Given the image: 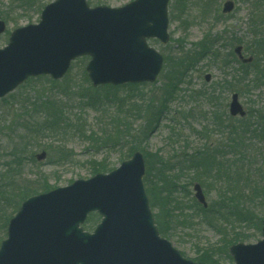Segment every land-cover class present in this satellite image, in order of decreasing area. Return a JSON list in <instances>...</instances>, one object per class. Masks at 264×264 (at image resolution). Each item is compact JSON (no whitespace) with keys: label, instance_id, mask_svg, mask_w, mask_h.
<instances>
[{"label":"rangeland","instance_id":"rangeland-1","mask_svg":"<svg viewBox=\"0 0 264 264\" xmlns=\"http://www.w3.org/2000/svg\"><path fill=\"white\" fill-rule=\"evenodd\" d=\"M30 1L37 3L28 4ZM52 1L54 0H28V2L0 0V16L6 23V31L0 35V48L6 45L13 29L37 23L42 8ZM85 1L90 7L98 5L120 7L132 0ZM225 1L169 0V41L164 44L155 38H149L148 45L163 57L172 58L181 50H193L202 37L209 35L214 40L218 39L212 53H218L219 56L217 59H212L209 54L205 55L187 69L184 78L168 99L164 114L159 117L155 126L153 124L147 126L146 122L150 120L149 112L161 102L163 97L166 72L169 70V65L166 63L163 64L154 82L114 85L116 89L102 85L98 86L101 90L99 88L95 92L88 89L97 88L91 85L85 71L89 58L78 57L72 61L70 68L61 79L52 80L48 75L30 77L1 97L0 183L3 184L1 178H7V171L13 168L9 153L16 142H24V140L40 142V145L28 149V159L24 169L19 175L10 179L14 183V192H21L20 189L24 188H34L37 190L36 194L42 192L41 186H49L52 189L68 185L75 179H87L94 175L95 169L101 168V164L106 170H112L123 160L129 159L133 153L124 143L113 149L101 147L96 150L88 142H140L144 151L149 154V160L145 161V169L148 168L152 176L167 173L173 180H170L174 185L171 186V190L176 201H171L168 214L164 212L159 218L167 227V234L164 237L187 259L194 260L202 249H208L217 264H235L228 251L229 245L226 240L230 237L227 236L233 237L238 231L239 237L243 238L238 242L254 243L261 238L262 220L258 225L257 219L260 215L264 218V209L256 208L249 202L244 203L245 197H240L237 201L226 198L227 194L230 195L234 190L243 191L246 179L264 186V46L257 45L258 36H252L256 29L255 25L264 22V0H259L260 3L256 7L258 10L254 9L252 4L254 0H232L235 4L234 10L222 14L221 7ZM259 27L258 30L261 32L258 33L264 38V23ZM237 44L247 46L245 50L247 53L243 49L245 56H248L249 52L251 56L261 52L257 55H261L260 57L256 56L255 64L247 67L251 72L247 82H238L239 78H236L237 82L231 79L236 75L238 65L226 55L229 51L232 52ZM221 57L229 58L231 65L224 66L229 60L222 61ZM256 68L258 71L262 69L263 72L259 75ZM205 74H210V81H205ZM223 79L233 82L232 89L225 93L219 86H222ZM216 86H219V90L217 89L214 95L217 96L218 93V97H223L222 107L219 106V102L209 103L199 95L201 90L213 91ZM80 89H82L81 95ZM232 92L238 94L239 101L246 110L244 118L231 117L228 114V103ZM45 101L58 105L62 110V122L58 127L47 129L42 127L38 130L39 133L28 136L22 125L31 122V108L35 105L31 102H36L35 107L41 108ZM224 111L227 115L225 120L224 114L222 115ZM217 114L221 115L217 117ZM42 117L43 115L39 118L35 117L34 120L43 121ZM114 118L121 120L122 127H119L120 124L116 121L114 124L118 128L114 129V125L109 123L113 122ZM220 118L224 121L218 126ZM125 122H128L130 136H122V132L126 130ZM41 124L47 125L46 122ZM78 127L85 129L87 133L82 135ZM144 128L146 135L142 133ZM229 129L234 131L232 136L228 133ZM118 131L122 132L118 133ZM88 134H92L97 140L86 139L85 136ZM253 137L257 141L253 140ZM51 142L53 147L64 146L69 150L71 154L69 159L55 163L56 152L45 147ZM225 142L263 143L258 148L245 145L239 147V151L217 156L219 163L211 167L212 170L206 174L205 187L202 186L206 201L210 205V211L203 212L193 196L192 186L195 182L201 184L198 178L204 177L184 170L183 160L193 150L205 148V145L214 153L220 150L217 147ZM257 149H260V152ZM42 150L46 152V156L38 161L35 155ZM156 152L162 160L160 163L152 157ZM171 165L178 167L179 170L166 171V173L161 170ZM248 185L251 186L250 183ZM226 190L229 192L226 193ZM216 202L220 205L217 206ZM249 206L252 208L247 209ZM237 209L249 211L245 213L249 218L240 222L235 215ZM15 212L9 209L10 216ZM155 212L156 210L153 209V215ZM99 219L100 217L98 220L92 219L93 228ZM5 236L6 229L3 235L0 233V238L3 239Z\"/></svg>","mask_w":264,"mask_h":264},{"label":"water","instance_id":"water-1","mask_svg":"<svg viewBox=\"0 0 264 264\" xmlns=\"http://www.w3.org/2000/svg\"><path fill=\"white\" fill-rule=\"evenodd\" d=\"M169 0H132L120 7L88 6L85 0H54L46 4L37 23L13 29L0 48V98L28 77L64 76L73 60L88 56L85 66L92 86L153 82L163 56L147 39L167 43ZM234 3L222 4V13ZM6 23L0 16V35ZM234 53L243 63L252 60ZM210 80V74L204 76ZM231 116L245 110L233 93ZM45 151L36 155L45 157ZM144 159L139 151L107 173L31 195L8 220L0 242V264H197L183 257L160 236L148 204L142 176ZM194 197L207 206L201 186ZM90 212L101 219L92 232L81 225ZM262 238L256 243L229 247L235 264H264Z\"/></svg>","mask_w":264,"mask_h":264},{"label":"trees","instance_id":"trees-1","mask_svg":"<svg viewBox=\"0 0 264 264\" xmlns=\"http://www.w3.org/2000/svg\"><path fill=\"white\" fill-rule=\"evenodd\" d=\"M25 2H28V0H25ZM36 4L37 1H30L28 2V4ZM259 0H254L252 2V4L254 5V9H256V7H258L259 5ZM258 10V9H256ZM264 22H261L259 24H256V29L253 31V37H257L258 36V40H257V45L258 46H264V38L262 36L259 35L258 29L260 28L259 26L262 25ZM217 40L212 39L209 35H205L204 37H202L200 39V41L198 42V45L193 49V50H188V51H183L181 50L178 54L173 55L172 58H168L167 56L164 57V63H166V65H169V70L166 72L167 76L165 78V83H164V94L163 97L161 98V102L157 104L156 107L153 108V110H151V112H149L151 114L150 116V120L147 121V126H149L150 124H153V126L156 125V123H158V119L160 116H162L166 110V105L168 103V99L173 95V91L175 90V88L177 87V85L182 81V79L185 76V73L187 71L188 68L192 67V65L197 62L199 59H201L202 57H204L205 55H210V58L212 59H217L219 54L217 53H212V51L216 48V43ZM247 46H243L244 51L247 49ZM247 53V51H245ZM251 52H249V56ZM258 54H261L258 53ZM256 53V56L258 55ZM229 56L231 58V61L235 62L238 65V68L236 69V75H234L231 79H234V82H237L238 80H236V78H239L238 82H247L248 81V76L250 75L251 72L248 71L247 67H249L250 65L255 64V59L256 56L253 54V61L249 64H242L240 63L235 55L233 54V52L229 51V53L226 55ZM261 55L257 56L260 57ZM85 58V57H82ZM222 58V57H221ZM229 60V58L223 57L222 61H226ZM227 62V61H226ZM232 62H229L225 65H231ZM260 66V65H259ZM256 71H258V69L256 68ZM263 70L259 69L258 74L260 75V73H262ZM252 81V80H251ZM231 81H228L226 79H223L221 81V85H219L221 87L220 90H222L224 93L226 91H229L230 89H232L231 87ZM108 87H110L111 89H116V86H112V85H107ZM128 86H136V85H128ZM218 86V87H219ZM217 86L213 89V91H200L199 95L203 96L209 103H215L219 102V106H224L222 104V96L218 97V93L217 96H215V91H217V89L219 90ZM101 90V87H97V88H88L89 90H94L95 92H97V90ZM103 88V87H102ZM81 90L80 89V95H81ZM44 105H41V108H36L35 105L37 104L36 102H31V104H35L32 105L31 108V113H30V123H24L22 125V128L26 130L27 135H33L34 133H39V129H41L43 127V129H47V128H52L53 126L58 127L60 125V122H62V110L58 107V105H56L53 102H49V101H45L43 102ZM39 104V103H38ZM34 106V107H33ZM217 109L219 110V108L217 107ZM144 112V111H143ZM224 114V115H223ZM43 115L42 118H44L43 121H35V117H38ZM219 115L221 114H217V117H219ZM222 115L224 116V120L227 117L225 111L222 112ZM122 117V116H120ZM119 117V118H120ZM114 118L113 122H109L111 124L114 125V129H117L118 126L115 125L114 123L116 122L117 124H120L121 122V118ZM41 119V118H40ZM221 118L218 120V126H221L222 122L224 121ZM46 122L47 125L45 124H41ZM155 123V124H154ZM132 124V123H130ZM45 126H48L45 128ZM124 126L126 128L125 131H118V133L122 132V136L123 135H127L130 136L131 132L129 131V125L128 122L124 123ZM147 126H145V128H147ZM119 127H122V123L119 125ZM37 128V130H36ZM145 128L143 129L142 133L144 135H146V131ZM260 129H262V126H260ZM119 130V129H118ZM248 132H251L250 130L246 129ZM78 131L82 132V135H85L87 133V131L85 129L79 128L78 127ZM234 131H231L229 129V135L232 136ZM90 133V132H89ZM202 133V132H201ZM28 135V136H29ZM252 135V133H251ZM26 137V135H25ZM21 139H24L23 137H19ZM31 138V137H30ZM86 139L89 140H97V138L92 137V134H88V136H85ZM233 138V137H232ZM264 138V135H263ZM235 139V138H234ZM253 140L257 141L254 137ZM121 143H124L125 146H127V149H129L130 152H134L136 150L140 151L144 158L145 161H148V155L145 151L144 148L142 146V144L140 142H88V144L91 147L96 148V150H99L101 147L102 148H108V149H113L119 145H121ZM246 143V144H245ZM263 142H225L224 144H222L221 146H218L217 149L220 150H216V152H218V154H216V152L212 153L213 150H209V147L207 145H205V148H200L197 150H193V152L191 154L188 155V157L186 159L183 160V165L184 166V170L187 171H192L193 173H198L199 176L204 177L202 178H198V180L201 182L202 186L205 187V179L206 174L210 172V170H212L211 167L215 166V164L218 165L219 161L217 160V156H219V154H230L235 152V150L239 151V147H244L245 145L248 147H256L258 148V146H260V144ZM36 145H40V142H30V140H28L27 142L24 140V142H16L9 153L10 156V164L13 166L12 170H8L7 171V178L3 179L1 178L2 183H0V233L5 232L6 229V223L8 221V219L11 217L10 213H9V209H11V211H16L17 208L19 207V204L22 200H24L26 197L35 194L37 192V190H35L34 188H24V189H20L21 192H14V183L12 181H10V179H13L14 176H17L20 174V172L24 169V166L26 165V159H28V154L27 151L28 149H30L33 146ZM45 147L49 150H52V152H56L57 154V158L54 161L55 163H61L67 159H69V157L71 156V154L69 153V150H67L64 146H56L53 147L52 142L48 143L45 145ZM258 152H260V149H257ZM245 153V151H244ZM30 155H32L30 153ZM152 157H154L157 161H159V163L162 161L160 159L159 154L156 152L155 154L152 155ZM30 158L33 160L32 156H30ZM10 165V166H11ZM160 170V169H158ZM164 170V173H166V171H174V170H179L178 167H175L174 165L169 166V168H164L161 169ZM108 170L105 169V167L103 166V164H101V168L99 169H95L93 173H97V172H106ZM12 172V174H11ZM11 174V175H9ZM172 180V177H169V175L166 174H155V176H152L149 169L146 168L145 169V174L143 176V183H144V187H145V191L146 194L148 196L149 199V205L151 207V209H155L156 212L154 213V219H155V223L156 226L159 230V233L162 236H165L167 234V230H166V226L165 224H163V222H161L160 218V214L163 215V213L165 212V214L167 215L169 212V206L171 205V201H176L174 194L172 193L171 190V186L173 185L172 182L170 181ZM173 181V180H172ZM251 184V186H249L248 184ZM174 186V185H173ZM51 187L49 186H41L40 190L41 191H46L49 190ZM228 190V189H227ZM226 190V193H228L229 191ZM242 193V194H241ZM19 196V198H17V196ZM240 197H245L244 203L245 202H249L253 205H255L256 208H263L264 209V186H259V184H257L256 181H252L250 182L249 179H246L244 181V186H243V191H237L235 192L232 191L230 195L227 194V199L230 200H239ZM255 199H257V201H255ZM217 206H219V202L215 203ZM224 207V206H222ZM226 208V207H225ZM222 208V209H225ZM252 207L249 206L247 209H251ZM199 209L203 212H208L210 211V205H208L206 208L203 207H199ZM214 210V209H212ZM238 210V209H237ZM259 210V209H258ZM159 211V212H158ZM180 211L182 212V209L180 208ZM216 211V210H214ZM246 212L249 211H239L235 213L236 217L239 219V221H245L247 220L249 217L246 216ZM95 216V217H94ZM93 220H98V216L95 213H91L87 219L85 220V222L82 224L83 228L86 230H92L93 229V225L94 222H92ZM263 219V215L259 216L257 221H258V225L260 224V221ZM257 229L258 226H256ZM240 234L237 231L236 233H234V236H227L230 237L228 240H226L227 245H231L233 243H236L238 241H241L243 238L239 237ZM2 238V237H1ZM0 238V240H1ZM212 252L208 249H202L201 253L195 257V261H197L199 264H217L216 260L214 259L213 254H211Z\"/></svg>","mask_w":264,"mask_h":264}]
</instances>
